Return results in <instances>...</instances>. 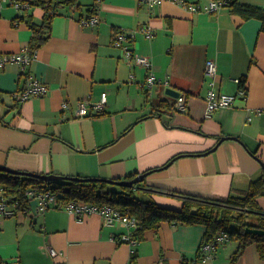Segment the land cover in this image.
I'll return each mask as SVG.
<instances>
[{
  "label": "crops",
  "instance_id": "crops-1",
  "mask_svg": "<svg viewBox=\"0 0 264 264\" xmlns=\"http://www.w3.org/2000/svg\"><path fill=\"white\" fill-rule=\"evenodd\" d=\"M240 1L264 8V0ZM77 3L80 7H57L51 36L28 67L10 63L0 69V166L106 179L159 168L140 185L213 198L239 195L264 175V114L255 110L264 107L260 19L244 20L226 6L208 13L168 1ZM44 15L39 5L22 10L0 3V55L29 50L33 30L27 18L42 25ZM91 15L99 22L83 25L81 19ZM119 30L134 35L131 46L150 58V69L132 63L113 43ZM208 60L217 65L220 91L237 93V78L245 79L248 91L210 116ZM150 71L161 79L151 91L144 87ZM28 73L46 82L49 92L21 102L14 94ZM169 86L188 93L186 110L170 107L175 97L166 93ZM103 92L107 103L101 112L78 116L79 100L96 102ZM225 136L231 138L218 144ZM153 194L162 206H182L178 196ZM258 201L264 211V196ZM12 206L16 215L0 218V264H233L238 248L230 239L206 258L201 248L206 227L170 222L146 230L133 246L121 240L124 225L107 226L98 214L79 220L65 208L37 213L34 202L29 209ZM48 247L62 254L54 258ZM234 264L264 259L251 243Z\"/></svg>",
  "mask_w": 264,
  "mask_h": 264
},
{
  "label": "trees",
  "instance_id": "trees-1",
  "mask_svg": "<svg viewBox=\"0 0 264 264\" xmlns=\"http://www.w3.org/2000/svg\"><path fill=\"white\" fill-rule=\"evenodd\" d=\"M22 1L27 2L29 5L24 10H28L34 5H39L45 10L42 25L35 24L30 16L27 18L33 30L28 47L32 54L50 38L52 22L58 6L62 4H76V6L80 7L77 0ZM190 1L201 2V0ZM216 1L221 2L223 6L230 9L231 13L240 15L244 20L251 18L260 19L262 22L261 31H264V8L251 4H243L240 0ZM131 43H134L133 39ZM241 82L243 84L245 79L242 78ZM184 94L189 96L188 93ZM165 102L168 104L167 101H163V104ZM170 107L174 108L175 103L170 105ZM179 156L181 155L174 157V159ZM158 169H151L149 171ZM138 175V173L131 174L125 177V179H132ZM76 176L89 178L80 175ZM118 180L123 179L118 178ZM30 187H38L45 191L52 190L64 201L79 200L95 204L110 203L129 209L138 219L139 227L134 232V235L140 241L143 239L146 230L153 229L158 231L163 222L189 225L201 224L206 227L202 245L215 240L220 231L227 232L230 235V239L238 241V248L233 257V264L251 243H256L260 255L264 259V211L258 201L259 197L264 196V175L252 181L249 189L241 192L239 195L231 194L225 198H213L183 191L164 190L149 185L146 187L138 184L137 186L129 187L109 183L106 180L76 181L63 179L45 181L37 177L0 171V188L6 191V195L12 202L18 203V208H30L27 197V191ZM155 191L178 196L182 200V206L180 208H173L160 205L151 198V195ZM146 196H150L151 199L146 198ZM135 260L136 254L134 252L133 262Z\"/></svg>",
  "mask_w": 264,
  "mask_h": 264
},
{
  "label": "built area",
  "instance_id": "built-area-1",
  "mask_svg": "<svg viewBox=\"0 0 264 264\" xmlns=\"http://www.w3.org/2000/svg\"><path fill=\"white\" fill-rule=\"evenodd\" d=\"M176 3L189 9L192 12L205 11L208 13H214L222 8L223 4L216 0H207L202 2H191L190 0H140L141 3L155 6L164 2ZM9 3L15 6L17 9H24L28 7V3L22 0H0V3ZM99 22L98 16L92 15L88 18H82L81 23L85 26L96 25ZM143 30L148 36H151L153 31L150 27L145 26ZM133 34L128 35L123 31H116L113 37V43L123 50L124 56L132 63L140 66H145L148 69L151 68L152 62L149 57L138 54L131 46V40ZM134 40V39H133ZM36 58V53L32 54L29 50H25L20 53H5L0 55V69L5 68L10 63L21 64L24 68L28 67L31 62ZM206 77L208 78L209 89L206 94L207 115L210 116L214 111L220 108L233 106L237 98H246L248 91L244 84H242V78H237L236 81L240 83V87L237 93H225L218 89V70L215 61L208 60L205 69ZM161 82L153 72H149L144 83V87L148 90H152L156 84ZM49 86L46 82L38 78L32 73L27 74V80L25 85L15 92V97L21 102L27 101L36 96H44L48 94ZM176 99L175 107L178 110L184 111L187 106L188 96L181 93ZM107 103V93L101 94L100 100L91 102L87 100H79L77 102L78 116L84 117L90 115L91 109L96 112H101ZM67 104L64 103V107ZM259 115L264 114V107L255 109ZM27 197L29 203H35V209L37 213H43L52 207H60L67 209L70 213L74 214L79 220H82L87 215L98 214L103 218L104 224L107 226L124 225L127 231L121 236L123 242H128L135 246L139 243V239L134 235V232L139 227L138 219L133 215L129 209H125L116 204H95L79 200H61L58 195L52 190H44L38 187H30L27 191ZM12 200L6 195V191L0 188V218L11 217L16 215L17 209L13 208ZM230 240V235L225 231H220L215 240L202 245V250L205 253L206 258H210L212 253L216 250L217 246ZM50 254L55 258L62 254L53 247H48ZM135 252V249L133 250Z\"/></svg>",
  "mask_w": 264,
  "mask_h": 264
},
{
  "label": "water",
  "instance_id": "water-1",
  "mask_svg": "<svg viewBox=\"0 0 264 264\" xmlns=\"http://www.w3.org/2000/svg\"><path fill=\"white\" fill-rule=\"evenodd\" d=\"M166 93L172 97L177 98L181 94V91L172 86H169L166 88ZM226 138H231V137L230 136L221 137L218 144ZM218 144L213 149H215L218 146ZM0 171H8L13 174L25 175L28 177H37L45 181H55V180H63V179L76 180V181L106 180L109 183H114L117 185H123V186H129V187L137 186L138 184L142 183L145 180L146 176L151 172V171H147L145 173H141L132 179L118 180V179H106V178H98V177L83 178L79 176H66V175H59V174H42V173L14 170L6 166H0Z\"/></svg>",
  "mask_w": 264,
  "mask_h": 264
},
{
  "label": "rangeland",
  "instance_id": "rangeland-1",
  "mask_svg": "<svg viewBox=\"0 0 264 264\" xmlns=\"http://www.w3.org/2000/svg\"><path fill=\"white\" fill-rule=\"evenodd\" d=\"M139 194H140V193H139ZM140 195H141V194H140ZM152 195H154V194H152ZM152 195H151V198L153 199L154 196L152 197ZM146 198L151 199L150 196H146Z\"/></svg>",
  "mask_w": 264,
  "mask_h": 264
}]
</instances>
